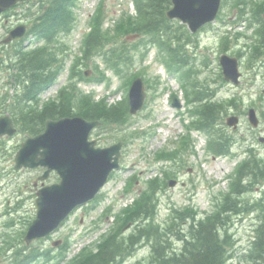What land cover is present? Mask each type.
<instances>
[{"label": "rangeland", "instance_id": "374dc122", "mask_svg": "<svg viewBox=\"0 0 264 264\" xmlns=\"http://www.w3.org/2000/svg\"><path fill=\"white\" fill-rule=\"evenodd\" d=\"M106 3V11L107 17L109 19H114L119 17L125 10H129L131 13H135V9L133 4H130L129 0H103ZM80 7L77 10L79 23L77 32L75 33L72 46L74 50L80 46L82 40V34L85 29V21H88L91 14L95 11L96 6L101 2L100 0H79ZM97 2V3H96ZM23 9V8H22ZM23 11V10H22ZM20 11V12H22ZM19 13V12H18ZM226 15V14H225ZM20 16H14L11 18L12 23L18 22ZM231 20V21H230ZM223 17L222 20L218 21L213 28L203 31L199 34V39L201 44L197 48V52L202 55V57H207L212 61L210 66V70L208 71L209 75H213L217 72V65L219 64L217 58L222 55L220 51V38L224 34L225 31L229 30L225 27V23H231L235 19ZM6 23L2 21L0 23V34L4 32V25ZM113 23L110 20L107 22L106 27L112 26ZM232 31H234V27L232 26ZM238 32H244L248 37H252L254 34L253 30H247L244 25H241ZM3 36V35H2ZM245 43L249 42L248 39H244ZM28 40L27 42H29ZM244 42L241 41L240 45L233 44L232 46L235 49H231L230 52L242 50L245 52ZM196 52L194 49H189ZM229 52V54H230ZM191 55H196L195 53H191ZM70 64V63H69ZM146 67L148 68V77L151 80H154L156 77L160 78L161 85L157 87V93L155 94L156 99H154V92L152 90L148 91V107L147 110L140 116V118H134L137 120L133 121V130H138L143 135L140 139H135L133 141H129L128 145L125 147L124 156H123V164L125 165V170H122L110 183L105 192L103 193L102 202L99 206H97L94 210H79L72 219L66 224L61 233H64V236L68 234L72 235L70 241L77 244L84 245L94 244L100 238V236L107 232L109 229L110 219L104 218L102 221L99 220V214L106 210V208L115 202L122 201L126 199V196H130L128 198V202L131 203L134 199V195H125L123 193L127 178L139 172L142 178L136 185L135 191H139L141 188L145 187V181L152 176H156L157 174L162 177L163 175L157 171L158 163H153L155 161V156L158 152L166 148L168 145L173 144L177 141L178 137L181 134L186 133V129L184 125L189 122L188 114L186 111V107L184 106L181 109V112H175L170 105H168V101H170V96L176 95L179 98L184 96L182 91V86L179 80L175 77L168 76L165 69L156 61L155 52H152L148 61L146 62ZM111 76V73L108 74ZM67 74L65 73L62 77L61 85L65 83V79ZM249 80L246 78V82L242 89H231L228 86H225L223 93L220 97H227L231 94H239L245 95V107H250L252 103H255L259 109V115L263 121V125L261 129L253 132L252 134L247 131L246 128V116L243 117L242 127L239 130V133L236 136L239 139L238 145L235 148V151L243 152L248 151L249 149L253 150L259 156L264 157V142H261V139L264 138V117L262 116L261 110L264 108V100L260 101L259 95L262 93L264 89V83L262 82V78H258L256 83L253 86H248ZM60 84V83H59ZM59 84L57 86H59ZM120 85L119 81L115 79L114 86L112 87V91L118 88ZM52 88L48 93L43 95V99L47 101L48 98H52L54 96V90L57 88ZM82 89L88 92H96L98 94V98L103 97L107 93L104 90L103 86L94 87L92 85H83ZM126 95V91L117 97L116 101L123 99ZM158 97V98H157ZM114 99L111 100V102ZM154 100V101H152ZM183 104L185 100L182 98L181 101ZM167 112V114H166ZM146 114L150 115V119H145ZM184 118L186 121H183ZM158 121L166 122L165 125L160 129H156L152 127L147 131H142L141 128L144 125L155 124ZM94 137L101 139L102 145H107L108 142L105 140V136L100 137L99 135H95ZM193 139L198 138V134H194ZM25 138L22 135V139L19 140H8L4 141L6 149L0 151V168L6 167L9 171L13 165V154L17 148V146L23 141ZM199 141L197 143V155L191 157L188 160V164L184 169H181L179 173H177V180L179 184L175 188L168 187L166 189L165 194L162 196V206L159 215V221L164 222L170 213L169 206H175L176 208H183L187 206H194L201 214L204 212H210L212 210V202L213 198L217 196L221 192H226L229 188L228 183V175H230L234 168L235 163H231L229 158H213L212 156H208L205 153V140L201 137L198 138ZM177 144L172 146V149L176 148ZM3 148V146L1 147ZM135 158H140V162L134 163ZM170 165L167 166L169 168ZM174 171L177 172V168H174ZM27 175V174H26ZM24 175V177L26 176ZM23 179V178H22ZM24 182V180L22 181ZM24 184V183H23ZM34 188V186H32ZM262 187L256 188L255 191L249 194L247 197L254 198H263L264 197V188ZM13 186L7 188L6 191H11ZM24 196L22 199L25 200L24 207L19 213L20 215H26L25 221H21L18 227H25L29 219H33L35 217V189L31 188V185L26 187L24 190ZM6 202H4V205ZM124 205V203L122 204ZM120 206H117L118 209ZM107 220V221H106ZM104 221H106L104 223ZM2 222V221H1ZM258 223L256 215H242L239 217L233 218L232 225V234L234 245L230 250V255L233 257L230 260L229 264H248L245 260V252L249 243L251 241L253 235V229L255 225ZM96 226H101L100 230L94 231ZM17 227V228H18ZM0 232H2V228L0 227ZM60 235H55L59 237ZM51 241H43L38 242L36 245L42 249H50L52 247ZM64 240V239H63ZM63 240L61 245L63 244ZM81 247V248H82ZM55 250L57 248H54ZM79 250V248H78ZM77 252V250L75 251ZM52 253H56L53 251ZM149 254L148 248L141 249L136 256L132 259V262H136L139 260H143L147 258Z\"/></svg>", "mask_w": 264, "mask_h": 264}, {"label": "trees", "instance_id": "16d2710c", "mask_svg": "<svg viewBox=\"0 0 264 264\" xmlns=\"http://www.w3.org/2000/svg\"><path fill=\"white\" fill-rule=\"evenodd\" d=\"M140 13L142 14L143 21L135 25L137 31L146 32L151 35L152 43H158L171 59H175L179 53L177 49H173L174 45H184L190 42V38L186 31L174 30L169 27V23L165 20V12L171 6V0H137ZM237 8L240 9L241 14L245 15L247 9L251 7L253 2L248 0H232ZM69 0H56L53 1L48 11L42 17L47 18L49 22V29L45 31V37L49 38L55 34V31L62 29L63 26L71 24L73 17L69 12ZM262 6H257L253 12L255 18L261 19ZM130 28H128L129 30ZM169 33L168 38L174 37L170 41L158 39L159 36ZM262 36V44L264 45V29L260 31ZM157 35V37H154ZM179 35V40L176 37ZM153 36V37H152ZM157 38V40L155 39ZM101 39V32L96 31L90 44V50ZM185 42L181 44V41ZM179 47V46H178ZM92 51V50H91ZM44 57L39 51L30 53L27 57V74L33 75V80L36 81L40 77V70ZM118 69L120 62H118ZM117 69V70H118ZM119 71V70H118ZM54 77L50 82H37L31 83L27 87V95L30 100H36L37 94L49 87L53 82ZM190 95V92L189 94ZM196 99V98H195ZM202 99L206 100L207 95H203ZM61 103L51 104L46 106L40 113L35 110L28 115V124L39 133L47 120L59 119L62 117H70L76 114L83 116L88 120L107 119L114 123H123L125 116V106L116 109L107 110L105 104L90 105L87 99L82 101V108L74 110L71 101L63 95ZM88 100H91L88 98ZM223 109L218 104H212L210 101L204 105L201 111L204 120V129L212 127L220 117ZM221 146L220 153L226 151V145L219 143ZM259 162L247 163L242 169V176L259 175L264 178V171L261 169ZM247 171V173H246ZM263 171V172H261ZM261 172V173H260ZM260 173V174H259ZM240 178L237 182V192L240 193L242 187ZM240 187V188H239ZM153 197L147 198L144 202L138 204L135 210L128 212L126 218L123 220L122 225L127 224L129 221H137L140 223V228L136 232L128 236L127 239H121L119 228L107 235L102 242L97 246L96 251H85L78 260L71 264H120L117 260L125 258L126 254H131L132 248L135 244L139 243L142 239L152 241V255L148 264H227L229 259V248L232 246L231 238L227 233L226 227L229 225V215H237L243 212L244 204L237 196H228L222 209L217 215L210 216L205 220H198L194 215L190 216L186 213L176 212L171 219V225L167 232L163 233L161 228L155 224L156 217V204ZM190 223L186 230L181 229L177 231V237L182 242V248L176 251L171 242L169 241L168 233L173 232L175 227H183ZM120 231V232H119ZM184 231V232H183ZM187 231V232H186ZM183 232V233H182ZM256 239L253 241L251 250L247 255V259L252 264H264V210L262 212L261 223L256 229ZM142 264V263H138Z\"/></svg>", "mask_w": 264, "mask_h": 264}, {"label": "water", "instance_id": "95a60500", "mask_svg": "<svg viewBox=\"0 0 264 264\" xmlns=\"http://www.w3.org/2000/svg\"><path fill=\"white\" fill-rule=\"evenodd\" d=\"M172 2L175 7L167 12V17L187 23L193 32L213 21L221 5V0ZM222 64L226 77L238 84L237 61L224 57ZM97 124L79 118L50 123L45 135L28 141L19 153L18 167H48L58 171L63 180L53 189L40 192L38 220L33 226L39 233L31 234L29 240L41 238L58 228L76 207L92 200L112 171L118 168L120 146L96 150L95 143L88 142Z\"/></svg>", "mask_w": 264, "mask_h": 264}]
</instances>
